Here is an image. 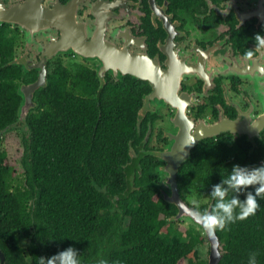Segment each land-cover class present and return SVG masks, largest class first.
<instances>
[{
	"label": "trees",
	"instance_id": "trees-1",
	"mask_svg": "<svg viewBox=\"0 0 264 264\" xmlns=\"http://www.w3.org/2000/svg\"><path fill=\"white\" fill-rule=\"evenodd\" d=\"M15 43L0 25V142L20 143L23 166L16 175V156L0 150V264H37L39 256L68 245L81 264H209L198 249L206 234L192 223L179 229L178 206L163 194L169 190L164 148L151 146L146 134L155 119L142 111L149 82L61 62L35 90V106L21 120ZM247 142L224 135L198 141L178 169L182 197L192 204L190 193L205 194L208 201L194 206L211 207V185L233 163L262 162L264 140L253 153ZM257 199L254 214L216 230L217 264H247L253 251L256 264H264V198Z\"/></svg>",
	"mask_w": 264,
	"mask_h": 264
},
{
	"label": "flooded vegetation",
	"instance_id": "flooded-vegetation-1",
	"mask_svg": "<svg viewBox=\"0 0 264 264\" xmlns=\"http://www.w3.org/2000/svg\"><path fill=\"white\" fill-rule=\"evenodd\" d=\"M0 3L5 10H17L11 16L15 20L0 21V25L5 26L10 38H16L12 59L22 68V94L24 85L38 79L37 64L43 57L46 82L49 72L61 62L101 67L99 59L89 60L74 51L44 53L49 45L62 40L64 31L69 33L65 30L70 27L66 20L73 18L75 33L79 29L86 40L91 41L100 27L108 41L132 52H146L165 69L169 68L170 55L176 54L179 60L176 65L186 70L181 74L177 93L179 100L187 103L192 132L201 123L207 126L206 123L214 124L224 118L247 116L253 120L264 112V101L256 92L257 82L261 85L264 79L258 74L252 77L240 73L250 65H264V47H255L253 40L255 33H264V0H0ZM107 74L115 79L124 76L116 77L110 69L103 76ZM152 89L151 85L142 111L155 119L146 137L151 146L164 148L160 151L162 158L163 151L171 145V134L179 129L172 120L177 110L162 99L151 98ZM34 106L35 103L27 111L21 108V120ZM219 135L237 143L248 141L249 152L253 153L264 140V128L252 136L231 130ZM212 137L215 135L206 138Z\"/></svg>",
	"mask_w": 264,
	"mask_h": 264
},
{
	"label": "water",
	"instance_id": "water-1",
	"mask_svg": "<svg viewBox=\"0 0 264 264\" xmlns=\"http://www.w3.org/2000/svg\"><path fill=\"white\" fill-rule=\"evenodd\" d=\"M262 10L264 11L263 8ZM16 12L17 10L15 8L12 10H5V7L0 3V21L15 20L11 18V16ZM67 21V25L70 27H66L65 30L69 31V33H65L64 31L62 40L54 46L49 45L47 47L48 50L44 52L45 54L48 53L52 55L54 53L74 51L89 60H95L97 58L102 62L101 67L97 69L100 76H103L105 71L110 69L116 77L131 74L140 79L148 80L153 87L149 96L159 100L162 99L176 108L177 113L172 120L179 126V129L176 133L171 134V145L162 153V158L166 162L163 169L164 173L167 175L166 184L171 190L163 189V194L166 199L178 205V212L176 214L177 219L187 220L200 228L202 232L207 235L211 248L209 264H217L222 256L220 238L216 231L214 237H210L192 217L191 211L195 207L189 205L180 195L177 183L178 169L180 164L189 156L192 148L202 138L217 135L226 130H231L235 133H247L249 136L258 134L259 130L264 128V112L254 117L253 120L248 119L247 116L243 119L238 117L235 120L224 118L222 121L214 124L208 125L206 123L207 126L201 123L196 132H192L193 122L187 115V103L182 102L181 99L179 100L177 93L181 74L186 70H182L179 64L176 65L179 63L176 54L170 55L168 61L169 68L165 69L161 66L158 59L153 58L146 52H132L127 47H119L113 42L108 41L103 34V30H100V27H97L93 39L88 41L80 34L79 29H77L78 34L75 33L77 26L74 25L75 22L73 18L67 19L66 22ZM37 66L40 67L38 79L22 87L24 100L21 108L24 111H27L28 108L34 104L32 97L35 89L44 85L46 82L45 57L42 58ZM241 71V75L254 77L255 74H258L259 77L264 79V65H250L247 69ZM243 72H245V74H243ZM260 86L261 95L264 96V82H262ZM189 137L192 138V141L185 143L188 141ZM210 208L209 206L208 209ZM0 257L1 260L4 259V253L1 250Z\"/></svg>",
	"mask_w": 264,
	"mask_h": 264
},
{
	"label": "clouds",
	"instance_id": "clouds-1",
	"mask_svg": "<svg viewBox=\"0 0 264 264\" xmlns=\"http://www.w3.org/2000/svg\"><path fill=\"white\" fill-rule=\"evenodd\" d=\"M253 40L255 47H264V33H255ZM191 141L192 138L189 137L185 143ZM248 186H252L251 189ZM241 193L243 194L242 198ZM262 193H264V161L255 166L233 163L227 175L211 185L209 195L215 199V202L211 205L210 209L205 208L201 210L196 208L194 205L197 204V201H192V205L182 197L181 193L180 195L189 205L195 207L191 211V215L195 221L210 237H214L217 229H223L230 222L244 219L254 214L259 207L257 198H264L261 197ZM175 218L177 219L176 215ZM37 264H81V259L77 253V249L72 245H68L49 255L47 258L39 256ZM94 264H109V262L99 259ZM247 264H256V253L254 251L248 254Z\"/></svg>",
	"mask_w": 264,
	"mask_h": 264
},
{
	"label": "rangeland",
	"instance_id": "rangeland-1",
	"mask_svg": "<svg viewBox=\"0 0 264 264\" xmlns=\"http://www.w3.org/2000/svg\"><path fill=\"white\" fill-rule=\"evenodd\" d=\"M256 92L264 101V98L261 95V86L258 84V82H257ZM154 102L155 101H153V100L150 101V103H152V104ZM14 131H16V130H14ZM231 140H233V139H231ZM153 142H154V140H153ZM20 146H21L20 143L14 142V141H8V140L6 141V139L3 140L2 142H0V150L1 149H7L8 152L10 153L11 157L16 156V158H15L16 175L21 174L23 171V166L21 164V153H18V151H17V148ZM208 198L209 197L205 194L190 193L191 201L195 200V201H197V204H201L202 202H207ZM176 224H177L179 229L185 231V229H187V227L191 223H189L187 220H185V221L184 220H178V223H176ZM206 237H207V235H206ZM28 242L29 241L27 239H24V238L22 239V244L26 245ZM198 249H199L200 258L202 260H209L211 248H210V244L208 241V237L205 239V242L203 244L199 245Z\"/></svg>",
	"mask_w": 264,
	"mask_h": 264
}]
</instances>
